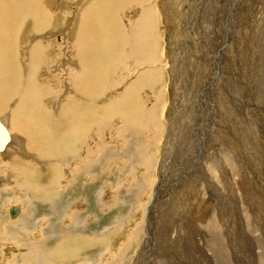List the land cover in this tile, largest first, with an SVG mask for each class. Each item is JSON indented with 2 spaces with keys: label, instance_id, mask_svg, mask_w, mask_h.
<instances>
[{
  "label": "rangeland",
  "instance_id": "obj_1",
  "mask_svg": "<svg viewBox=\"0 0 264 264\" xmlns=\"http://www.w3.org/2000/svg\"><path fill=\"white\" fill-rule=\"evenodd\" d=\"M2 1L5 6L0 11V14L2 12L0 16L5 22H0V34L4 33L5 38H7L1 42L4 50H0V73L2 74L0 76V85H2V79L4 80L7 76V71L16 66L15 82L19 91L23 92L22 90L28 86L27 83H30L27 79L31 63L29 49L30 45L34 43L33 36L36 35L32 31L31 26L35 27L36 23L37 25L40 24L35 20L37 11L33 3L36 0H28L27 4L24 0ZM60 1L46 0L45 5L49 10L52 9L50 13L54 14V18L51 21V15L49 18L46 17V26L43 29L41 28V31L45 32L42 35L44 37L38 38V42H43L45 49L40 50L38 71L34 75V80L37 81L34 84V88L45 92L43 101L45 107L40 99L37 98L32 106V111H27L25 107L19 108L15 100L10 99L7 102V105L8 103L10 104L8 107L6 105L0 108V116L5 121L8 120L10 131L16 136V142L10 147L11 149L9 148L8 155H0V264H264V198L260 199V203L258 199V202L255 200L253 202L250 201L253 194L251 193V188H254V191H259L264 197V186L260 185L263 179L256 182L253 179L254 175L258 173V176L260 175L259 171L262 166L260 165V170L258 167V173L254 172L251 175L244 169L245 171H241L242 173L238 172L234 176L230 168L223 164L225 169L224 181H231L233 178L230 182L233 190L230 185L226 187L228 185L227 182L225 185V182L222 181V172L219 167V163L223 160V155L232 157L233 153H235L236 164L241 166L242 163L240 162L243 161L240 160L243 159L238 150L245 146V144L239 143L235 137L232 138L230 136V129L228 132L223 129L226 128L225 126L228 128V124L231 126L230 120H228L229 117H227L231 104L229 94L232 95L227 84L230 72L227 76L224 75L225 77H222L223 72H228L230 66H233L226 59L229 53L224 52L223 66H220L221 70L224 69L222 78L220 80L213 78L215 81L211 80L212 86L209 83L202 88L205 81L208 79L210 81V78L218 74L217 67H219V63L217 60L221 62L220 59L222 57L219 55L217 60L214 61L211 58L212 55L216 54L215 51L217 52L216 42H223L221 39L224 40L228 35L233 37L230 36V31H228L229 34L226 33V29L230 30L232 27L235 34L236 28L239 26L241 28L244 17L246 18L247 9L252 8L248 4H251L253 0H248L250 2L247 1V4L241 8L239 19L237 18L238 16H234L235 12L230 11L236 6L238 0H235V2L230 0L231 6H229V0H163V2L162 0H150L149 5L152 6L153 12L159 11L161 16L162 26L159 28L161 39L156 45V50L160 57L158 60H161L160 62L163 66L161 68L160 65L156 66V74L151 70L152 76L155 75L158 80L156 78L152 79L150 85L158 81L156 84L163 83L164 86L160 89H152L148 87L149 82L145 80L141 83V86L144 84V88L139 95L128 99L129 101L126 100L123 108L128 109L129 115L133 116V126H129L130 124L125 125L126 120L123 118L121 120V117H116L112 119L113 121H109L106 115L107 107L104 108V104L105 102H117L123 99L127 95L125 91L131 84L143 81L141 79L143 69L140 66L136 69L135 53L137 57L142 58L143 62L147 60H145L146 58L143 57L139 50L133 51V49H136L134 46L136 37H133L131 33L132 25L130 21L131 19L135 20L138 16V8L133 7L129 1L117 3L116 14L117 19L121 23V28L119 29L121 35L119 36V41L114 43L116 48L108 49L112 54L107 55L97 49L88 50V52L86 48L80 50L78 49L79 45L74 41V31L82 22L77 18L78 10H80L82 5L85 6V10L88 9L85 0ZM69 3L73 4L70 6L72 9L62 6V4L67 6ZM91 4L90 7L95 5V1L93 0ZM160 6L165 13L164 16H167V20L163 19L162 11L159 9L161 8ZM14 8L15 10H12ZM38 11L40 18H44L43 11ZM169 15L172 18L170 26L168 25ZM21 17L24 20L27 18V20L24 21ZM57 19L59 21L56 23ZM250 19H248V22ZM260 19L261 22L259 21ZM263 20L260 15L254 21V34L256 33L255 27L258 28L263 25ZM7 21H11L10 25H6L8 24ZM229 22L232 23L230 24ZM49 25L52 26V29L49 28ZM31 32L33 36H31ZM17 34L19 36H16ZM199 37L202 39H199ZM216 38L218 39L216 40ZM31 39L32 41H30ZM199 46L201 49H197ZM202 46L205 48V53L203 51L199 52L202 50ZM91 52L97 60V64L92 69L81 63L82 55H89ZM162 53H164V56ZM206 53L214 54L207 55ZM105 56L107 57L106 59L104 58ZM246 57L247 55L245 54L243 58L246 59ZM119 59H121V65L128 67L125 72L121 71L123 67L120 65ZM210 60L212 63L208 64ZM202 61L207 62V64L204 62L203 64ZM228 62L230 64L226 65ZM180 67L182 68L181 72H178L177 70ZM186 67L189 68V71ZM77 69L78 71L80 70L82 82L96 87L100 98L103 99L101 100L102 102L97 104V108L92 109L89 113L92 114L94 110L97 115H101L100 117H103L101 120L104 121L105 126L101 127L103 136L100 138L96 132L98 126L95 127L91 114L88 113L87 116L88 118L90 116V118L87 121L90 120L91 131L93 132L90 140H82L78 144V154L75 160L70 152L66 151L71 139L65 137L64 130L71 127L68 123V117L74 120V110L70 104L74 95V88L77 85L76 77H74L76 76L74 70ZM208 69L209 71H207ZM114 71L117 73L115 74ZM83 72H86L85 75H83ZM122 74H124V77H122ZM98 76H100V80ZM121 78L123 79L122 82ZM174 78H177V81L179 79V86L183 84L182 90L179 86L174 88L175 90L173 86L171 87V82ZM238 83L241 85V88L238 87L241 90L243 85L244 88L247 85V81L242 83L240 79H238ZM4 84L8 85L7 81ZM226 85L228 86L225 88ZM223 86L224 88H222ZM121 91L124 93H121ZM204 94L206 95L204 96ZM93 102L92 104L96 105V101L93 100ZM236 105L238 106L239 104L236 102ZM57 106L60 109V113L57 110V117H51V111H55ZM108 108L110 110V107ZM165 110L167 112L164 116ZM44 112L45 114H43ZM152 112L158 116L157 120L160 128L155 127L153 122L149 120L148 115ZM42 114L51 130L54 126L53 138H48L44 134L42 136H35L34 134L33 118L35 119ZM216 114L217 116H215ZM77 115L82 116V113L80 112ZM161 117L163 119H160ZM223 119L225 126H221ZM145 122L148 123L146 124ZM142 123L144 125H141ZM169 133H171L170 137ZM157 134L158 136H156ZM86 135L87 137L89 136V134ZM208 135L209 137H207ZM178 136H182V143L179 141ZM228 137L230 138L228 139ZM155 138L157 139L155 140ZM168 138L171 139L172 143L167 145ZM19 141L23 142V144H19ZM52 141L54 142L52 143ZM43 142L55 150L54 154L47 152L46 148L42 146ZM197 146L199 148L200 169H197L196 173L191 170L187 172L191 166L194 167L196 164L193 153H196ZM88 147H91V156H89V152L87 153ZM225 150L229 154L224 153ZM8 157H18L19 163L15 161L8 166V163H10ZM86 159L89 160L87 161ZM22 163H25L27 169L15 170L13 166L20 165V168H23ZM257 165L259 166V164ZM53 168L56 169L54 170ZM218 168L220 170H217ZM59 172L60 174H58ZM23 173H27V176L25 177ZM259 178H261V175ZM27 180H34L35 183L30 184V188L23 189V184L27 183ZM168 183L171 184L168 185ZM51 184H53V187H51ZM154 189L159 196L152 208L151 214L153 217L149 214L147 220L153 226L154 231L152 230L151 233L155 234H152V249L150 247L151 243L149 241L145 242L148 231L146 229L143 230V220L149 202L152 200L151 194ZM60 195L61 197H59ZM99 196L102 198V205L97 204ZM13 207L21 211L20 215L15 219L10 216L9 211ZM206 220H209V222ZM20 221H24V223ZM15 224H20L19 228L17 227L18 229ZM28 225L31 226L29 227ZM110 225L113 227L110 228ZM106 227H109L106 235L103 234V238L105 239L106 237V240L103 243L98 242V245L93 249H85L87 247V237L92 235L94 239L96 235H93V231L98 232L99 235L102 233V229H106ZM209 228L213 231L209 230ZM228 230L233 233L234 241L238 242L236 244L237 248H234L230 236L227 235ZM247 230L248 233L252 232L250 237L253 240L249 242L246 238L248 236ZM114 231H117V233ZM49 250L51 252L48 261L46 252ZM77 250L78 256L75 257ZM102 252H106V254L99 256ZM44 256L46 257L45 259ZM98 256L101 258H98ZM152 256L153 259L151 258ZM100 259L102 263H100ZM87 261L88 263H86Z\"/></svg>",
  "mask_w": 264,
  "mask_h": 264
},
{
  "label": "bare ground",
  "instance_id": "obj_2",
  "mask_svg": "<svg viewBox=\"0 0 264 264\" xmlns=\"http://www.w3.org/2000/svg\"><path fill=\"white\" fill-rule=\"evenodd\" d=\"M10 1H13V0H10ZM16 1V0H15ZM25 3L27 4L28 3V0H24ZM54 1V0H53ZM60 1V0H59ZM81 1V0H80ZM93 0H85V2L87 3V6H88V9L85 10V6L82 5L80 6V10H78V19L81 20V24L78 25V21H77V27H76V30L74 31V41L75 43H77L79 46H78V49L80 50H83L84 48L87 49V52L88 50H100L102 53L104 54H107V55H111L112 53H110L108 51V49H112V48H116L114 46V43L115 42H118L119 41V36L121 35L120 33V28H121V23L119 22V20L117 19V14H116V7H117V3L118 2H130L131 5L133 7H136L137 11H138V16L136 17V19H131V25H132V35L133 37H136L135 40V48L136 49H133V51L135 50H139L141 52V54L143 55V57H145L147 61H142L140 57H137L136 53H135V56H136V69H138V67L140 66V68L143 69V72H142V75H141V79H143V81H137L136 84H131L127 90L125 91L126 92V97H123V99L119 100V101H110V102H105V107H107V110H106V115L107 117L109 118L108 120L111 121L113 118H116V117H121V120L122 118L126 120V123L125 125H129V126H133L134 125V118L133 116H130L129 113L127 112V110L125 108H123L124 106V103H126V100L128 99H131L133 98L134 96H138L140 91L144 88V84L141 86V83L144 82L145 80H147L149 82V88H152V89H160V88H163L164 84L163 83H158L156 84L157 82L153 83L150 85V82L152 79H157V77H155V75L152 76V71H157V68L156 66L157 65H160V68L163 67L161 64V60H158L160 57H159V54L157 53V50H156V45L157 43L160 41L161 39V32L159 31V28H161V16L159 14V11H156L155 13L153 12V8L152 6L149 5V2L150 0H94L95 1V5L91 6ZM247 1L248 0H238V3L236 4V6L234 8H232V12H235L234 16L237 17L239 19L240 15H241V11L246 4H247ZM5 2V1H4ZM45 2L46 0H36L34 1V8L36 9L37 11V14H36V19L40 24L37 25L36 23V26L33 27V25L31 26V29L32 31L36 34H34L35 36L32 35V32H31V36H33V39H34V43L32 45H30V49H29V57L31 59V63H30V68H29V71H28V74H27V79L30 81V83H27V87H25L24 90H22L23 92L19 91L18 87H17V84L15 82V76H16V66L12 67L9 71H7V76L5 77V79L3 80L2 79V85H0V108L1 107H4L7 105V102L8 100H15V102L17 103V106L19 108L22 109V107H25L28 110H31L32 111V106L34 104V102L36 101L37 98L40 99L42 105L45 107V103L43 102L44 99H45V92L44 91H41L39 89H35L34 88V84H36L37 81L34 80V75H36V72L38 71V59H39V56H40V50H44V46H43V42L39 43L38 42V38H42L44 36V31H41V28H45V22L47 21V18L46 17H50L51 15V21H53V18H54V14L52 15L50 13V11L52 10H49V8L46 7L45 5ZM61 2V1H60ZM89 2V3H88ZM163 2V0H162ZM171 2V1H170ZM173 2V1H172ZM230 2V0H229ZM235 2V0H234ZM250 2V1H248ZM16 3V2H15ZM21 3V2H20ZM59 3V2H58ZM85 3V4H86ZM159 3V2H158ZM16 4H19V3H16ZM16 4H15V7H16ZM55 4V3H54ZM84 4V3H83ZM154 4V3H153ZM167 4V3H166ZM224 4V3H223ZM231 6V2L229 3ZM61 5V4H60ZM71 5H73L72 3H69L67 6H65L64 4H62L63 7H66V8H69ZM252 6V8H248L247 11H246V18L244 17V22L240 28L237 27L236 28V31H235V34H234V31L231 27L230 30L226 29V33L229 34L228 31H230V36H233V37H229L226 36L225 39H221V41L223 42H216L217 46L216 47V50L217 52L215 51L216 54L214 53H206L207 55L208 54H214L212 55V61L214 60H217L218 56L221 55L222 59L221 62L217 60V62L219 63V67H217L218 69V74H215L212 78H210V81L209 79L207 81H205L204 83V80H203V83H204V86L202 88H204L207 84L210 83V86H212V81H215L217 79H221L222 77H225L224 75H228V73L230 72V76H228V80H227V84L229 85L228 88L229 89V92L232 93V95H230L229 93V101H230V106H229V115L227 117L228 120H230V124L231 126L228 124V128L227 126H225V123H223L224 119L222 120L221 122V126H225L226 128H223V129H226V131L228 132L229 129V133H231L230 136H232V138H236V140L242 144H245V146L242 147V149H237L238 150V153L240 154V156H242V159L243 160H240V161H243V162H240L242 163V165L240 166V164H236L235 162V157H234V154L232 155V157H225V154L223 155V160H221V162L219 163V167L220 169L218 168L217 170H220L222 172V175H221V178H222V181L225 182V185H226V182L228 183V185H226V187H228L230 185L231 189L233 190L232 188V183L230 184L231 181H224V165L228 166L230 168V171L232 172V174L234 176L237 175V173L243 171L244 169L247 170V172H249L251 175L252 173H258V167H259V170H260V165L262 166L261 167V170L259 171L260 172V175H261V178H259L258 174L257 175H254L253 176V179L256 181L258 180H262L260 183L261 186H264V20H263V25L261 26H257L258 28L255 27L256 29V33L254 34L253 32V23L254 21L257 19L258 16H262V19H264V0H253V2L251 4H248V6ZM3 6H5L3 4V1L0 0V11L3 10ZM84 6V7H83ZM225 6V5H224ZM11 7V6H10ZM14 7V6H13ZM55 7V6H54ZM158 7V6H157ZM161 7V6H160ZM216 7V6H215ZM33 8V9H34ZM61 8V6H60ZM71 8V7H70ZM238 8V9H237ZM22 9V8H21ZM72 9V8H71ZM161 12V14H163V19H166V17L164 16L165 13L161 8H159ZM169 9V8H168ZM12 10H15L12 9ZM38 10H42L43 11V14H44V18H40L39 16V11ZM62 10V9H61ZM75 10V8H74ZM165 10V8H164ZM226 10V9H225ZM238 10V11H237ZM7 11V10H6ZM69 11V10H68ZM166 11V10H165ZM218 11V10H217ZM223 11V10H222ZM11 12V11H9ZM76 12V11H75ZM210 12V11H209ZM224 12V11H223ZM222 12V13H223ZM6 13V12H4ZM77 13V12H76ZM207 13V12H206ZM245 13V12H244ZM2 14V12H1ZM0 14V15H1ZM10 14V13H9ZM15 14V13H14ZM75 14V13H74ZM73 14V15H74ZM209 14V13H208ZM224 14V13H223ZM227 14V13H226ZM253 14V16L251 17V15ZM25 15V14H24ZM65 15V14H64ZM72 15V17H73ZM233 15V14H232ZM12 16V15H11ZM15 16V15H14ZM31 16V15H30ZM62 16V15H60ZM71 16V15H69ZM170 18L168 19V25L171 23V15H169ZM174 16V15H173ZM226 16V15H225ZM17 17V16H16ZM7 18V17H6ZM11 18V17H10ZM9 18V20H10ZM22 20L23 17H21ZM25 18V17H24ZM56 18V17H55ZM235 18V19H237ZM251 18L248 22V19ZM63 19V18H62ZM74 19V18H73ZM72 19V20H73ZM7 20V19H6ZM27 20V18H26ZM24 20V21H26ZM49 20V19H48ZM49 20V21H50ZM167 20V19H166ZM214 20V19H213ZM227 20V19H226ZM3 21L5 22L4 19L1 18L0 16V22ZM14 21V20H13ZM16 21V20H15ZM59 21V19H57L56 23ZM63 21H66V20H63ZM229 21V20H228ZM231 21V20H230ZM261 22V19L259 20ZM2 22V23H3ZM11 22V21H10ZM7 21L8 24L6 25H10ZM23 22V21H22ZM30 22V21H29ZM167 22V21H166ZM225 22V21H224ZM14 23V22H13ZM12 23V25H13ZM28 23V22H27ZM32 23V22H30ZM53 23V22H52ZM55 23V24H56ZM217 23V22H216ZM230 24L232 22H229ZM234 23V22H233ZM237 23V22H236ZM17 24V23H15ZM54 24V26H55ZM84 24V25H83ZM228 24V23H227ZM235 24V23H234ZM2 25V24H1ZM59 25V24H58ZM66 25V24H65ZM83 25V26H81ZM14 26V25H13ZM25 26V25H24ZM51 28L52 26L49 25ZM57 26V25H56ZM81 26V27H80ZM170 26V25H169ZM224 26V24H223ZM3 27V26H2ZM228 28V27H227ZM3 29V28H2ZM7 29V28H6ZM9 29V28H8ZM52 29V28H51ZM222 29V28H220ZM28 30V29H27ZM46 30V29H44ZM56 30V28H55ZM61 30V29H60ZM70 30V29H69ZM67 30V31H69ZM10 31V30H9ZM29 31V30H28ZM217 31V29H216ZM250 31H251V34H252V37H251V34H250ZM7 32V31H6ZM14 32V31H13ZM24 32V31H23ZM47 32V31H46ZM207 32V31H206ZM221 32V31H220ZM20 33V32H18ZM30 33V32H29ZM247 33V34H246ZM50 34V33H49ZM217 34V33H216ZM222 34V33H220ZM219 34V35H220ZM232 34V35H231ZM24 35V34H23ZM22 35V36H23ZM206 35V34H205ZM218 35V36H219ZM16 36H19L18 34ZM208 36V35H207ZM216 36V35H215ZM223 36V34H222ZM221 36V37H222ZM21 37V36H20ZM28 37V36H27ZM204 37V35H203ZM213 37V36H212ZM220 37V38H221ZM243 37V38H242ZM7 38V37H6ZM5 34L2 33L0 34V50H4V46L1 45V42L2 40H5ZM166 38V37H165ZM198 38V37H197ZM201 37H199L200 39ZM206 38V37H205ZM214 38V37H213ZM212 38V39H213ZM219 38V39H220ZM224 38V37H223ZM25 39V38H24ZM28 39V38H27ZM65 39V38H64ZM163 39V37H162ZM202 39V38H201ZM215 39V38H214ZM218 38H216L217 40ZM245 39V40H244ZM253 39V40H252ZM73 40V39H71ZM32 41V39L30 40ZM65 41V40H64ZM166 41V40H165ZM207 41V40H206ZM72 42V41H71ZM178 42V41H177ZM214 42V43H215ZM207 43V42H206ZM30 44V43H29ZM210 44V43H209ZM208 44V45H209ZM214 45V44H213ZM251 45H252V48H251ZM57 46V45H56ZM55 46V47H56ZM168 46V45H167ZM198 46V45H197ZM238 46V47H237ZM61 47V46H60ZM211 47V46H210ZM6 48V47H5ZM200 48L197 47V49ZM209 48V47H208ZM213 48V47H212ZM59 49V47H58ZM195 49V50H197ZM201 49V48H200ZM210 49V48H209ZM207 50V48H206ZM211 50V49H210ZM203 51V53H205V48L202 46V50H200L199 52ZM208 51V50H207ZM209 52V51H208ZM212 52V51H211ZM224 52L226 53H229L227 54L228 57H226L227 60H229L232 65L234 66H230V69H228L229 71L225 73L223 72V76H222V71L224 70H221L222 68L220 66H223L222 63H223V57H224ZM80 54H82L81 52H79ZM96 53V52H95ZM193 53V52H192ZM89 54V53H88ZM164 53H162L163 55ZM242 54H246L247 57L246 59H244V55L242 56ZM174 55V53H173ZM172 55V56H173ZM240 55V56H239ZM3 56V55H2ZM121 56V54H120ZM158 56V57H157ZM164 56V55H163ZM55 57V56H54ZM98 57V56H97ZM209 57V56H208ZM207 57V58H208ZM99 58V57H98ZM105 59L107 58L106 56L104 57ZM102 57V59H104ZM225 59V60H226ZM1 60V59H0ZM7 60V59H6ZM4 61V60H3ZM96 58H95V55L91 52L89 55H82V59H81V63L82 64H86L87 66H89L91 69L92 67L97 64L96 63ZM100 61V60H99ZM114 61V60H113ZM112 61V62H113ZM121 61V59H119V62ZM193 61V60H192ZM208 61V60H207ZM102 62V61H101ZM118 62V64H119ZM164 62V61H163ZM175 62V61H174ZM182 62V61H180ZM206 63L205 61H202V63ZM227 62V61H226ZM176 63V62H175ZM203 63V64H204ZM211 60L208 62V64H211ZM70 64V63H69ZM114 64V63H113ZM117 64V63H115ZM177 64V63H176ZM230 64L229 62L226 64L228 65ZM72 65V63H71ZM120 65H121V62H120ZM119 65V66H120ZM154 65V66H153ZM225 65V66H226ZM105 66V65H104ZM122 69L121 71L122 72H125V70L128 69V67L126 65H121ZM180 66V65H178ZM182 66V65H181ZM201 66V65H200ZM102 67V66H101ZM177 67V66H176ZM228 67V66H227ZM108 68V67H107ZM116 68V67H115ZM207 68V67H206ZM233 68V69H232ZM1 69V68H0ZM98 69V68H97ZM164 69H165V66H164ZM181 67L177 70L178 72H181ZM186 69H188L189 71V68L186 67ZM199 69V68H198ZM94 70V69H93ZM92 70V71H93ZM106 70V69H105ZM104 70V72H106ZM152 70V71H151ZM206 70V69H205ZM226 70V69H225ZM70 71V69H69ZM80 71V70H79ZM78 69L77 70H74L76 76L75 78V81H76V86H75V91H74V95L73 97L71 98V104L72 107H73V110H74V120L73 118L71 117H68V123L70 124V129H67V130H64L65 131V137L68 138V139H71V143L69 144L68 146V149L66 151L70 152L72 158H74L76 160V157H77V147H78V144L82 141V140H87L91 138V133L93 131H91V123H90V120L87 121L88 118V113L92 110V109H96L97 108V104L99 102H102L101 100H103L102 98H100V94H99V91L96 87H92L90 86L89 84H85L82 82V80L80 79V73H79ZM91 71V70H90ZM89 71V72H90ZM96 71V70H95ZM102 71V70H101ZM209 71V69L207 70ZM73 72V71H72ZM103 72V73H104ZM115 72V71H114ZM139 72V71H138ZM137 72V73H138ZM175 72V71H174ZM187 72V71H186ZM86 72H83V75H85ZM117 72H115L116 74ZM135 73V72H134ZM205 73V72H204ZM211 73V72H210ZM106 74V73H105ZM156 74V73H155ZM179 74V73H178ZM177 74V75H178ZM212 74V73H211ZM2 74L0 73V76ZM98 75V74H97ZM121 75V73H120ZM222 76V77H221ZM97 77V76H96ZM119 77V76H117ZM122 77H124V74H122ZM131 77V76H130ZM71 78V77H70ZM100 78V76H98V79ZM190 78V77H189ZM215 80H214V79ZM243 78V79H241ZM84 79H86V77H84ZM118 79V78H117ZM122 79V78H121ZM238 79H240V81L245 82L247 81V85L245 86L244 88V85H243V89L241 90V85H239L238 83ZM100 80V79H99ZM182 80V79H181ZM7 81V84H4L5 82ZM123 81V79L121 80V82ZM146 81V82H147ZM226 81V80H224ZM126 82V81H125ZM135 82V81H134ZM145 82V83H146ZM179 79L177 81V78H174L173 81L171 82L172 85L171 87L173 86V89L178 87L179 84H178ZM189 82V81H188ZM89 83V82H88ZM91 83V82H90ZM111 83V82H110ZM133 83V82H132ZM187 83V82H186ZM116 84V83H115ZM163 84V85H162ZM181 84V83H180ZM188 84V83H187ZM79 85V86H78ZM112 85V84H111ZM169 85V84H168ZM167 85V86H168ZM226 85L225 88L228 86ZM43 86V85H42ZM240 87V88H238ZM179 88H183V84H181V86H179ZM224 88V86L222 87ZM69 89V88H68ZM206 89V88H205ZM47 90V89H46ZM70 90V89H69ZM118 90V89H117ZM175 90V89H174ZM200 90V89H199ZM210 90V89H209ZM48 91V90H47ZM203 91V90H202ZM50 92V91H49ZM71 92V90H70ZM121 93H124L121 91ZM204 93V92H203ZM210 93V92H209ZM208 93V94H209ZM18 94H19V97H18ZM198 95V94H197ZM206 94H204L205 96ZM168 97V96H167ZM200 97V96H199ZM198 97V98H199ZM47 99V98H46ZM96 101V105L95 104H92L94 103L93 102ZM199 100V99H198ZM129 101V100H128ZM228 101V102H229ZM13 102V101H11ZM211 102H213L211 100ZM222 102V101H221ZM236 102L239 104L238 106L236 105ZM198 103V102H197ZM210 103V101H209ZM168 104V103H167ZM217 104V103H216ZM228 104V103H227ZM8 105H10L8 103ZM7 105V107H8ZM14 105V104H13ZM36 105V104H35ZM41 105V106H42ZM128 105V104H127ZM166 105V104H165ZM169 105V104H168ZM167 105V106H168ZM174 105V104H173ZM205 105V104H204ZM16 106V105H15ZM165 106V107H167ZM208 106V105H207ZM206 106V107H207ZM241 106V107H239ZM13 107V106H12ZM35 107V106H34ZM110 107V110L109 108ZM192 107V106H191ZM202 107H203V104H202ZM11 108V107H10ZM18 108V109H19ZM30 108V109H28ZM103 108V109H104ZM15 109V108H14ZM131 109V108H130ZM136 109V108H135ZM138 109V108H137ZM163 109V108H162ZM167 109V108H166ZM226 109V108H225ZM1 110V109H0ZM16 110H17V107H16ZM15 110V111H16ZM35 110V109H34ZM57 110L59 111L60 113V109L59 107L57 106L56 107V110L55 111H51V114L50 116L53 117H57L56 114L57 113ZM70 110V109H69ZM157 111V109H155ZM172 110V109H171ZM198 110V109H197ZM204 110V109H203ZM210 110V109H209ZM217 110V109H216ZM21 111V110H20ZM94 111V110H93ZM92 111V114H91V118L93 119L94 121V125L95 127L98 126V130L96 131L100 138H102V129L101 127L102 126H105L104 124V121H102L101 119L103 117H100L99 115H97V113H95L96 111L93 112ZM129 111V110H128ZM207 111V110H206ZM81 112L82 113V116L80 115H77ZM136 112V111H134ZM159 112V111H158ZM163 112V111H162ZM166 110L164 111V116L166 114ZM192 112V111H191ZM195 112V111H194ZM199 112V111H198ZM212 112V111H211ZM23 113V112H22ZM27 113V112H26ZM105 113V112H104ZM138 113V112H137ZM213 113V112H212ZM20 114V113H19ZM18 114V115H19ZM45 114V112L43 113ZM41 115V116H38L37 118H33V126H34V129H35V136H42L43 134L44 135H47L48 138H53V133H54V126H53V129L51 130V128L47 125V121L44 117V115ZM136 114V113H135ZM24 115V113H23ZM22 115V116H23ZM26 115V114H25ZM29 115V114H28ZM71 115V114H70ZM147 115V114H146ZM162 115V113H161ZM212 115V114H211ZM20 116V115H19ZM47 118L49 117L48 114L46 115ZM60 116V115H58ZM140 116V115H139ZM213 116V115H212ZM217 116V114L215 115ZM30 117V116H29ZM54 117V119H55ZM22 118V117H21ZM25 118V116H24ZM23 118V119H24ZM146 118V117H145ZM148 118L150 121L153 122L154 126L155 127H159V124H158V116L155 115L154 112L150 113V115H148ZM29 119V118H28ZM60 119V118H59ZM58 119V120H59ZM160 119H163L162 117ZM213 119V118H212ZM215 119V117H214ZM52 120V118H51ZM211 120V119H210ZM0 121L5 125V127L7 128L9 134H10V137H11V142L7 145L6 149L2 152H0V155L1 156H5L9 151H10V147L14 145V143L16 142V136L13 135L10 131V128L8 126V123L7 121L4 120L3 117L0 116ZM25 121V120H24ZM91 120V122H93ZM113 121V120H112ZM138 121V120H137ZM147 121V120H146ZM171 121V120H170ZM19 122V121H18ZM27 122V121H26ZM52 122V121H51ZM142 122V121H141ZM213 122V121H212ZM211 122V123H212ZM229 122V121H228ZM137 123V122H135ZM146 124L148 122H145ZM215 123V122H214ZM28 124V123H27ZM237 124V125H236ZM7 125V126H6ZM141 125H144L143 123ZM196 125V124H195ZM210 125V124H209ZM18 126V125H17ZM30 126V125H29ZM28 126V127H29ZM27 127V128H28ZM231 127V128H230ZM237 127V128H236ZM160 128V127H159ZM191 128V127H189ZM207 128V127H206ZM205 128V129H206ZM210 129V128H209ZM22 130V129H21ZM32 130V129H31ZM156 130V129H155ZM104 131V130H103ZM191 131V130H190ZM194 131V130H193ZM222 131V130H221ZM225 131V130H224ZM27 132V131H26ZM105 132V131H104ZM205 133V132H204ZM203 133V134H204ZM86 134H89V138L87 137ZM198 134V133H197ZM181 135V134H180ZM201 135V134H200ZM228 135V134H227ZM28 136V134H27ZM158 136V134L156 135ZM186 136V135H184ZM204 136V135H203ZM226 136V135H225ZM209 137V135L207 136ZM206 137V138H207ZM47 138V140H48ZM197 138V136H196ZM230 137H228L229 139ZM23 139V138H22ZM21 139V140H22ZM157 138H155L156 140ZM178 139L179 141L182 143V136H178ZM177 139V140H178ZM186 139V138H184ZM188 140V139H187ZM186 140V141H187ZM23 141V140H22ZM185 141V142H186ZM232 141V140H231ZM230 141V142H231ZM31 142V141H30ZM54 141H52L53 143ZM63 142V141H62ZM180 143V144H181ZM19 144H23V142L19 141ZM84 144V143H83ZM102 144V142H101ZM202 144V143H201ZM204 144V143H203ZM60 145V144H59ZM103 145V144H102ZM239 145V144H238ZM237 145V146H238ZM258 145V146H257ZM27 146V145H26ZM42 146L44 148H46L47 152L49 153H53L54 154V151L53 149H51L49 147V145H46L45 142L42 143ZM201 146V145H200ZM24 147V146H23ZM62 147V146H61ZM104 147V146H103ZM10 148V149H9ZM55 148V147H54ZM91 147H88L87 149V153L89 152V156H91L90 152H91ZM93 148V147H92ZM99 148V147H98ZM97 148V149H98ZM102 148V147H101ZM100 148V149H101ZM201 149V148H200ZM61 150V149H60ZM93 150V149H92ZM194 150V149H193ZM203 150V149H202ZM231 150V149H229ZM235 150V149H234ZM19 151V150H18ZM179 151V150H178ZM236 151V150H235ZM46 152V151H45ZM85 152V150H84ZM102 152V151H101ZM100 152V153H101ZM181 152V150H180ZM196 153H193V156L195 155V159H196V164L194 165V167H190V169L187 170L188 171H195L194 173L197 172V169H200L199 168V160H200V156H199V148L198 146L196 147ZM226 152V154H229L228 151H224V153ZM16 153V152H15ZM19 153V152H18ZM32 153V152H31ZM144 153V151H143ZM188 153V152H187ZM17 154V153H16ZM29 154V153H28ZM63 154V153H61ZM65 154V153H64ZM8 155V154H7ZM80 155V154H79ZM78 155V157H79ZM177 155V154H176ZM185 155V153H184ZM189 155V154H188ZM204 155V154H203ZM220 155V154H219ZM33 156V155H32ZM59 156V155H58ZM187 156V155H186ZM231 156V155H229ZM237 156V155H235ZM25 157V156H24ZM23 157V158H24ZM36 157V156H35ZM57 157V156H56ZM142 157V156H141ZM220 157V156H219ZM258 157V158H257ZM9 158V157H8ZM7 158V159H8ZM38 158V157H37ZM37 158H35L37 160ZM100 158V157H99ZM98 158V159H99ZM172 158V157H171ZM179 158V157H177ZM192 158V157H191ZM1 159V158H0ZM3 159V158H2ZM27 159V157H26ZM34 159V158H33ZM58 159V158H57ZM187 159V158H186ZM189 159V158H188ZM238 159V158H237ZM236 159V160H237ZM54 160V159H53ZM65 160V159H64ZM80 160V158H79ZM82 160V159H81ZM87 160V159H86ZM89 160V159H88ZM87 160V161H88ZM175 160V159H174ZM179 160V159H178ZM217 160V158H216ZM10 163H8V166L9 164L11 165L12 162H15L16 163H19V158L18 157H11L9 158L8 160ZM38 161V160H37ZM72 161V160H71ZM83 162H85L84 160H82ZM147 161V159H146ZM168 161V160H167ZM187 161V160H186ZM219 161V160H218ZM223 161V162H222ZM30 162V161H29ZM32 162V161H31ZM39 162V161H38ZM37 162V163H38ZM44 162V161H43ZM42 162V163H43ZM56 162V161H55ZM36 163V162H35ZM40 163V162H39ZM46 163V162H45ZM49 163V162H48ZM86 163V162H85ZM145 163V161H144ZM239 163V162H238ZM30 164V163H29ZM60 164V163H59ZM147 164V163H146ZM198 164V165H197ZM224 164V165H223ZM259 164V166L257 165ZM1 165V164H0ZM23 165V168H20V165H15L13 166L15 168V170L17 169H27V166L25 165V163H22ZM40 165V164H38ZM80 165V164H79ZM168 165V163H167ZM218 165V164H217ZM5 166V165H4ZM7 166V167H8ZM176 166V165H175ZM239 166V167H238ZM12 167V166H10ZM41 167V166H40ZM87 167V165H86ZM89 167H90V164H89ZM150 167V166H148ZM171 167V166H170ZM227 167V169H229ZM5 168V167H4ZM9 168V167H8ZM44 168V166H43ZM46 169V167H45ZM45 169H43L45 171ZM54 169V168H53ZM56 169V168H55ZM54 169V170H55ZM164 169V168H163ZM241 169V170H239ZM244 170V171H245ZM3 171V170H2ZM57 171V170H56ZM175 171V170H174ZM229 171V170H228ZM186 172V171H185ZM227 172V170H226ZM228 173V172H227ZM242 173V172H241ZM24 174V173H23ZM49 174V173H48ZM60 174V172L58 173ZM187 174V173H185ZM52 176V174H50ZM192 175V174H191ZM230 175V174H229ZM24 176L26 177L27 176V173L24 174ZM47 176V175H46ZM45 176V177H46ZM55 176V175H54ZM58 177V176H57ZM173 177V176H172ZM180 177V176H179ZM48 178V177H47ZM50 178V177H49ZM168 178V177H167ZM217 178V177H216ZM59 179V177H58ZM172 179V178H171ZM180 179V178H179ZM70 180V179H69ZM159 180V179H158ZM161 180V179H160ZM164 180V179H163ZM249 180V179H248ZM247 180V182H248ZM37 181V180H36ZM57 181V180H56ZM252 181V180H251ZM250 181V182H251ZM174 182V181H173ZM254 182V183H255ZM35 183L34 180L32 181H29L27 180V183L25 182L23 184V189H26L27 187H29V185ZM41 183V182H40ZM54 183V182H53ZM245 183V181H244ZM253 183V182H252ZM45 184V183H44ZM164 184V182H163ZM171 184V183H168V185ZM250 184V183H249ZM27 185V186H26ZM53 184H51V187ZM60 185V184H59ZM66 185V184H65ZM177 185V184H176ZM22 186V185H21ZM55 186V185H54ZM164 186V185H163ZM167 186V185H166ZM211 187V186H210ZM2 188V187H1ZM22 188V187H21ZM33 188V187H31ZM36 188V187H35ZM34 188V189H35ZM58 188V187H57ZM61 188V187H60ZM157 188V186H156ZM155 188V189H156ZM160 188V187H159ZM257 188V186H256ZM33 189V190H34ZM63 189V188H61ZM65 189V187H64ZM155 189L153 190V193L151 194V202H149V206L148 208L146 209V212H145V217H144V220H143V230L146 229L148 232L149 231H152L153 230V226H151V222L147 221L148 220V217H149V214L152 213V208L153 206L155 205L156 203V200H158V196L157 195V192H155ZM163 189V188H162ZM167 189V188H166ZM165 189V190H166ZM170 189V188H169ZM213 189V188H212ZM216 189V188H215ZM263 189V188H262ZM38 191V189H36ZM43 190V189H42ZM56 190V189H55ZM158 190V189H157ZM164 190V191H165ZM254 188H251V193H253L251 195V202H253L254 200L257 201V199L259 200V203H260V199L262 200L264 197L262 196V194L259 193V191L257 192V190H255L254 192ZM18 191V190H17ZM47 191V190H46ZM60 191V190H59ZM211 191V190H210ZM229 191H230V188H229ZM247 191V190H246ZM262 191V190H261ZM264 191V189H263ZM22 192V191H21ZM31 192V190H30ZM160 192V191H159ZM215 192V191H214ZM35 193H39V192H35ZM156 193V195H155ZM161 193V192H160ZM16 194V193H15ZM40 194V193H39ZM60 194V193H59ZM62 194V193H61ZM215 194V193H214ZM231 194V193H230ZM250 194V193H249ZM42 195V194H41ZM48 195V193H47ZM58 195V194H57ZM164 195V194H163ZM48 197V196H47ZM50 197V196H49ZM61 197V195L59 196ZM163 197V196H162ZM42 198V197H41ZM50 198H53V197H50ZM222 198H223V195H222ZM16 199V198H15ZM54 199V198H53ZM52 199V200H53ZM56 199V197H55ZM18 200V199H17ZM42 200V199H41ZM55 201V200H54ZM153 201V202H152ZM229 201V200H228ZM22 202V201H21ZM168 202V200H167ZM258 202V201H257ZM264 202V200H263ZM23 203V202H22ZM62 203V202H61ZM158 203V201H157ZM97 204L98 205H102V198L101 196L98 197L97 199ZM59 205V204H58ZM61 205V204H60ZM261 205V204H260ZM2 206V205H1ZM17 206V205H16ZM57 206V205H56ZM68 206V205H67ZM227 206V205H226ZM262 206V205H261ZM241 207V206H240ZM2 208V207H1ZM15 207L11 208L9 211H10V216L15 219L17 218L21 211L20 209H17V214L13 215L12 214V210L14 209ZM28 208V207H27ZM59 208V207H58ZM146 208V207H145ZM28 210V209H27ZM62 210V209H61ZM65 210V209H63ZM225 210V209H224ZM56 211V210H54ZM242 211V210H241ZM245 211V210H244ZM154 212V211H153ZM247 212V211H246ZM245 212V213H246ZM147 213V215H146ZM159 213V212H158ZM204 213V212H203ZM219 213V212H218ZM223 213V212H222ZM225 213V212H224ZM242 213V212H241ZM254 213V212H253ZM252 213V214H253ZM260 213V212H259ZM59 214H60V210H59ZM64 214V213H63ZM155 214V212H154ZM22 215V214H21ZM233 215V214H232ZM247 215V213H246ZM245 215V216H246ZM152 216V214L150 215ZM243 216V215H242ZM1 217V216H0ZM31 217V216H30ZM153 217V216H152ZM247 217V216H246ZM250 217V216H249ZM256 217V216H255ZM228 218V217H227ZM245 218V217H244ZM253 218V216H252ZM257 218V217H256ZM20 219V218H18ZM151 219V217H150ZM154 219V218H153ZM229 219V218H228ZM28 220V218H27ZM205 220V219H204ZM247 220V219H246ZM116 221V220H115ZM209 222V220H206ZM250 221V220H248ZM21 223L24 221H20ZM236 222V221H235ZM256 222V221H255ZM258 222V221H257ZM10 223V222H9ZM27 223V222H26ZM30 223V222H28ZM34 223V222H33ZM42 223V222H41ZM62 223V222H61ZM116 223V222H115ZM119 223V222H118ZM149 223V224H148ZM155 223V222H154ZM122 224V223H121ZM207 224V223H206ZM49 225V224H48ZM51 225V224H50ZM123 225V224H122ZM156 225V224H155ZM154 225V226H155ZM199 225V224H197ZM212 225V224H211ZM215 225V224H214ZM252 225V224H251ZM256 225V224H255ZM254 225V226H255ZM14 226V225H13ZM20 224L16 225L15 224V227L19 228ZM29 226V225H28ZM31 226V225H30ZM29 226V227H30ZM33 226V225H32ZM47 226V225H45ZM120 226V225H119ZM210 226V225H209ZM257 226V225H256ZM35 227V226H33ZM65 227V226H64ZM113 226L110 225V228H112ZM152 227V229H151ZM253 227V226H252ZM14 228V227H13ZM17 228V229H18ZM109 227H106V229H102V233L98 235V232H95L93 231V235H96L95 238L93 239L92 238V235H89V237H87L86 239V248L85 249H93L96 245H98V242L99 243H103L105 240H106V237L105 239L103 238V234L106 235L107 231L109 230L108 229ZM157 228V227H156ZM165 228V227H164ZM201 228V227H199ZM228 228V227H227ZM255 228V227H254ZM260 228V227H258ZM45 229V228H44ZM51 229V228H50ZM53 229V227H52ZM16 230V229H15ZM187 230V229H185ZM209 230H212L209 228ZM257 230V229H256ZM7 231V230H6ZM21 231V230H20ZM146 231V232H147ZM154 231V230H153ZM213 231V230H212ZM4 232V230H3ZM115 232V231H114ZM144 232V231H143ZM147 232V234H148ZM248 236L246 237L247 238V241L249 242L250 240H253L252 237H250V234L252 233H248V230L246 231ZM15 233V232H14ZM13 233V234H14ZM110 233V232H109ZM117 233V231L115 232ZM211 233V232H210ZM245 233V232H244ZM92 234V233H91ZM136 234V232H135ZM154 234V233H152ZM230 234V235H229ZM10 235V234H9ZM155 235V234H154ZM228 236H230V240H232V243H233V246L234 248L236 246V244H238V242L235 240L234 241V237H233V233L228 230V233H227ZM188 236V235H187ZM225 237V236H224ZM137 238V237H136ZM199 239V238H198ZM236 239V238H235ZM4 240H5V237H4ZM229 240V241H230ZM6 241V240H5ZM12 242V241H11ZM246 242V241H244ZM192 243V242H191ZM242 243V242H241ZM253 243V242H252ZM193 244V243H192ZM209 244V243H208ZM250 244V243H248ZM212 245V244H211ZM232 245V244H231ZM252 245V244H251ZM154 246V245H153ZM25 247V246H24ZM27 247V246H26ZM33 247V245H32ZM147 247V246H146ZM151 247V246H150ZM240 247V245H239ZM242 247V246H241ZM244 247V246H243ZM124 248V247H123ZM152 248V247H151ZM33 249V248H32ZM153 249V248H152ZM252 249H253V246H252ZM44 250V249H43ZM60 250V249H59ZM122 250V249H121ZM147 250V249H146ZM234 250V249H233ZM251 250V249H250ZM36 251V250H35ZM42 251V250H41ZM149 251V250H148ZM152 251V250H151ZM223 251V250H222ZM235 251V250H234ZM43 252V251H42ZM50 250L48 252H46L47 256H48V261H49V256H50ZM64 252V251H63ZM108 252V251H107ZM215 252V251H214ZM238 252V251H237ZM235 252V253H237ZM78 253V250L75 252V257L78 256L77 255ZM125 253V252H124ZM142 253V252H141ZM146 253V252H144ZM159 253V252H158ZM218 253V252H217ZM73 254V253H72ZM104 254H106V252H102L99 256H103ZM157 254V253H156ZM44 255V254H43ZM63 255V254H62ZM119 255V254H118ZM139 255V253H138ZM237 256V254H235ZM254 255V254H253ZM97 256V255H96ZM98 258H101L99 257ZM244 256V255H243ZM60 257V256H58ZM123 257V256H122ZM259 257V256H258ZM46 257L44 256V259ZM143 258V256H142ZM141 258V259H142ZM153 259V256L151 257ZM236 258V257H235ZM240 258V257H239ZM35 259V258H34ZM41 259V258H40ZM52 259V258H50ZM149 259V258H148ZM89 260V259H88ZM99 261V260H97ZM149 261V260H148ZM151 261V260H150ZM156 261V260H155ZM255 261V260H254ZM96 262V261H95ZM145 262V261H144ZM153 262V261H151ZM248 262V261H247ZM88 263V261L86 262ZM92 263V261H91ZM100 263H102L101 259H100ZM54 264V263H53Z\"/></svg>",
  "mask_w": 264,
  "mask_h": 264
},
{
  "label": "water",
  "instance_id": "obj_3",
  "mask_svg": "<svg viewBox=\"0 0 264 264\" xmlns=\"http://www.w3.org/2000/svg\"><path fill=\"white\" fill-rule=\"evenodd\" d=\"M174 37V36H173ZM171 136V133H169V137ZM11 142V137L10 134L7 130V128L5 127V125L0 121V152L4 151L7 147V145ZM168 143H172L171 139L168 138L166 144L168 145ZM169 144V146H170ZM168 147V146H167ZM17 209H13L12 210V214L15 215L17 214ZM147 238L145 239V242L151 243V247H152V233L151 231L148 232ZM151 250V249H150Z\"/></svg>",
  "mask_w": 264,
  "mask_h": 264
}]
</instances>
